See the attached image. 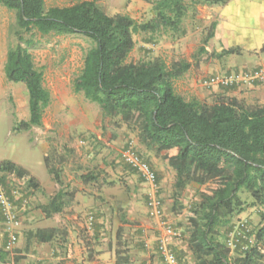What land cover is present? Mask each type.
I'll list each match as a JSON object with an SVG mask.
<instances>
[{"label": "rangeland", "instance_id": "obj_1", "mask_svg": "<svg viewBox=\"0 0 264 264\" xmlns=\"http://www.w3.org/2000/svg\"><path fill=\"white\" fill-rule=\"evenodd\" d=\"M45 1L47 8L56 7L53 0ZM97 1L110 16L127 13L141 24L154 18L149 0ZM77 2L80 1L74 0L71 4ZM205 7L206 4L189 2L187 16L177 32H141L135 35L132 61L161 59L169 68L177 66L179 62L189 63V70L176 81V88L181 94L197 98L208 105L233 98L248 106L264 105V100L252 96V91L248 89H242L237 96H228L222 90L238 89V85H219L217 90H212L213 87L197 89L191 86V80L198 71L218 64L214 63L216 58L202 45L210 27L207 18L209 9ZM17 31L16 14L0 6V162L13 161L35 177L41 187L35 190L14 175H0L1 187L8 192L20 191L23 200L27 201L24 207L17 203L21 228L19 242L11 252L4 250L7 235L0 214V254H7V264H61L62 261L57 259H62L70 252L75 253L74 249L80 245L78 239H81V245L98 253V250L108 248V244L116 245L118 231L132 259H141L132 247L136 242L137 231H140L142 239L139 238V241L148 242V259L162 262L156 251L159 230L155 220L148 214L149 188L137 173L129 170L121 161V152L129 142L134 143L140 155L158 174L164 217L176 233L168 238L169 245L172 246L171 242L174 241L179 243L181 250L175 252L180 264H196L192 253L186 249L189 237L187 214L200 201L199 187L189 185L175 203L173 185L176 171L163 154L156 155L147 150L140 143L137 130L128 128L120 117H104L98 105L86 100L82 94L73 92V81L81 73L85 54L91 47L89 39L81 35L61 36L52 33L44 36L35 30L20 31L24 40L33 41L32 45L25 41L21 44L29 49L36 68L43 72L44 86L50 93L51 103L44 113L41 127L28 132H13L16 123L29 119V98L25 85L9 82L4 70L9 47L20 43L15 34ZM175 44L178 45L177 50ZM202 49H205L204 52ZM225 62L226 59L222 58L221 67L227 66ZM259 67L258 64L248 66L242 72L251 74ZM207 73L203 83L214 76L221 78L240 74ZM45 155L52 158V163L60 171L64 188L75 192L71 206L50 218L42 213V207L50 202L60 187L47 173ZM92 176L96 180L84 182V177ZM240 198L244 202L243 208L234 213L229 225L218 229V237L225 243L232 232L241 230L243 226H247L249 238L255 242L257 231L264 227V206L254 205L246 192L241 193ZM174 205L178 213L171 212ZM91 216L94 218L92 224L88 221ZM55 218L58 222L54 228L59 231L56 239L41 244L37 232L54 229L43 227L47 219L54 221Z\"/></svg>", "mask_w": 264, "mask_h": 264}, {"label": "trees", "instance_id": "obj_2", "mask_svg": "<svg viewBox=\"0 0 264 264\" xmlns=\"http://www.w3.org/2000/svg\"><path fill=\"white\" fill-rule=\"evenodd\" d=\"M148 2L154 18L141 24L127 13L108 15L97 0L51 8L46 7L45 0H0L1 7L16 14L15 34L20 42L8 49L5 76L11 83L25 85L29 98V119L16 123L13 132L41 127L51 103L43 72L36 68L29 49L21 44L25 41L32 45L33 41L24 40L20 31L86 37L91 47L85 54L81 73L73 81V92L98 105L104 117H120L128 128L137 130L139 141L147 150L163 154L176 171L175 203L189 185L199 187L200 201L187 214V244L195 263L262 264L264 227L257 231L254 245L246 253H232L219 239L218 229L229 225L234 213L243 208L241 193H248L254 205L264 206V105L248 106L235 98L208 105L176 88V81L189 70V63L179 62L169 68L161 59H131L135 35L177 32L187 16L189 2L219 5L225 0ZM215 29V24L209 27L202 41L204 47L214 37ZM237 52L238 49H228L219 56ZM44 164L60 187L42 207V213L50 218L71 206L75 192L64 188L60 171L49 155L44 156ZM1 174L14 175L35 190L41 187L35 177L10 160L0 162ZM94 180L96 177H84L87 183ZM176 210L174 205L172 212L178 213ZM58 232L56 228L39 230L38 241L51 243ZM116 239V264H133L120 231ZM6 258L7 254L1 253L0 263L7 264ZM87 258L92 261L93 255L89 253Z\"/></svg>", "mask_w": 264, "mask_h": 264}, {"label": "crops", "instance_id": "obj_3", "mask_svg": "<svg viewBox=\"0 0 264 264\" xmlns=\"http://www.w3.org/2000/svg\"><path fill=\"white\" fill-rule=\"evenodd\" d=\"M53 1L56 7H67L73 5L71 2L74 0ZM205 8L209 9V16H207V18L209 20L210 26L212 24L216 25L214 37L209 41L205 49L207 52L211 53L212 57L216 58L214 59V63L218 62V64L214 65L213 68L205 67L202 72L198 71V74L193 78V80H191V86L197 89L204 86L203 80L204 77L208 75L207 72L211 73L216 71L223 74H228L227 72L232 74L235 72L241 73L243 69L247 68L248 66H255L256 64L261 66L264 64V0H225L224 4H206ZM127 11L129 12V9H127ZM174 48L177 50L178 45L175 44ZM228 49H238V52L237 54L230 56H219L223 53V51ZM222 58L226 59L225 63L227 66L221 67L220 61ZM238 86V89L232 88L233 90H231L230 88H222V90L224 93H227L228 96L231 94H233V96H237L240 94L242 89H248L249 91H252V96H256L258 99L264 100V84L252 86L245 83L239 84ZM217 89V86L212 88V90ZM163 219L167 225H170L165 217ZM57 222V218H55L54 221L47 219L44 222L43 228H54V226H56L55 223ZM155 223L157 224V228L159 230L158 237L156 239L158 240L156 247L157 251L159 239L164 237L165 233L157 220H155ZM137 232L136 242L132 247L135 248L136 253L139 255L138 258L141 259L139 260L133 258V264H164L163 260H161L162 262H159L157 259H154V262H151L150 259H148V242H145L144 240L139 241V238L142 239V237L139 236L140 231ZM77 242L80 243V245H78L80 249L76 246L74 249L75 253L70 252V254L64 255L62 259H57L62 261L61 264H116V245L108 244V248L98 250V253H93L90 247L81 245V239H78ZM174 242H171L172 249L174 251L181 250L179 243L177 241V243ZM186 249L189 251L188 244ZM89 253L93 255L92 261H88L87 257ZM129 255L131 258L133 257L131 252Z\"/></svg>", "mask_w": 264, "mask_h": 264}, {"label": "built area", "instance_id": "obj_4", "mask_svg": "<svg viewBox=\"0 0 264 264\" xmlns=\"http://www.w3.org/2000/svg\"><path fill=\"white\" fill-rule=\"evenodd\" d=\"M262 85L264 84V64L261 65L251 74L241 72L237 75H230L226 77H210L205 80L203 85L205 87L223 86L230 87L239 84ZM121 161L123 164L131 168L137 173L144 184L149 188L148 194V214L151 219L157 220L165 235L159 239L158 254L163 260L164 264H179V259L169 245L168 238L176 235L173 228L166 225L164 221L163 202L159 195V183L156 171L152 166L140 155L133 142L127 143L124 150L121 152ZM17 203L24 207L27 203L23 200L20 191H7L6 188L0 186V214L3 219V225L7 235L4 245L6 252L13 251L19 242V230L21 228L20 212ZM90 224L93 223L94 218H88ZM249 229L243 226L241 230L234 231L229 235L226 241L227 247L232 253L237 251L246 253L253 245L254 241L249 238ZM253 243V244H252Z\"/></svg>", "mask_w": 264, "mask_h": 264}]
</instances>
